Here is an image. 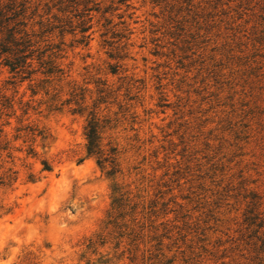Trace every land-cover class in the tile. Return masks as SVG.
Returning a JSON list of instances; mask_svg holds the SVG:
<instances>
[{"label":"rangeland","instance_id":"1","mask_svg":"<svg viewBox=\"0 0 264 264\" xmlns=\"http://www.w3.org/2000/svg\"><path fill=\"white\" fill-rule=\"evenodd\" d=\"M96 1L86 43L83 3L44 14L54 1L31 0L52 72L35 52L22 77L0 55L12 104L0 174L15 171L0 183V264H254L244 212L250 192L264 211V0ZM52 14L63 32H42ZM92 110L103 148H117L114 173L86 152ZM119 197L137 207L118 221L144 235L133 260L131 237L107 223Z\"/></svg>","mask_w":264,"mask_h":264},{"label":"trees","instance_id":"2","mask_svg":"<svg viewBox=\"0 0 264 264\" xmlns=\"http://www.w3.org/2000/svg\"><path fill=\"white\" fill-rule=\"evenodd\" d=\"M54 1L51 6L46 5L45 13L48 14L51 8L57 6L58 12L67 11L69 8L72 10H77V6L83 3V7L74 14V16H78L80 18L79 24V32L81 33L80 41H86L89 38V34H85L90 25L87 23L91 20V16H89V12L91 10H98L100 6V1L94 2L93 6H88V2L91 0H49ZM31 0H0V55H3L4 64L9 66L11 71L15 73H19L22 77H28L33 72L32 68V56L36 52L37 59L40 60L41 66L45 67L48 65V72H52L56 65H53L55 57V53H51L48 55V60H44L43 56L45 52L50 49V44L48 47L41 49V47L35 45L36 41H33L32 36H34V32L29 29L28 22L29 19L36 13L38 10V5L40 2H36L34 8H31L30 4ZM106 11V10H105ZM53 21L59 22L57 25H53L50 19L47 17L46 21L43 22L42 15H40V20L37 22L41 27H44L42 32H49L53 30L55 27H61L60 31L63 32V26L67 24L64 22L62 17L57 16V14H52L51 16ZM75 26L72 30L77 28ZM33 32V33H32ZM0 99H10L5 98L4 96H0ZM4 106L5 108H11L12 104L10 101L6 100V104L0 101V115L1 109ZM8 115V113H6ZM97 112L91 111L90 116L87 119L85 125V138H86V152L89 155H93L96 157L97 163L101 166H109L108 173H114L118 171V162H117V148L116 146L110 145L107 150L103 148L101 143L102 133L105 128V124ZM0 132H3V129L0 127ZM31 151V148H30ZM46 164V163H45ZM48 169V165H46ZM7 173L0 174V183H10L13 179L12 174L15 171L9 172L10 169L7 170ZM114 209L116 214L114 216L110 215V219L107 223L113 224L118 229V236L127 235L131 237V245L127 248V252L130 254V259L136 258V241L143 238V233L136 232L133 228L130 231H125L124 228L126 226L125 223H122L119 218H124L125 215H132L135 212L137 205L131 202L129 197H119L114 201ZM261 206V197L255 192H250V200L247 205V209L244 212V222L246 224V229L249 231L247 238L250 240V245L252 248L253 256L252 261L254 264H264V211H259ZM118 212V214H117ZM128 228V226H127ZM98 239H89L87 247L94 246L97 242L103 244L106 242L107 236L105 234H99ZM158 244H160L158 242ZM148 251V250H147ZM158 255V254H157ZM151 260L152 253L145 255L143 259ZM168 260L166 263H168ZM153 264V263H148Z\"/></svg>","mask_w":264,"mask_h":264}]
</instances>
